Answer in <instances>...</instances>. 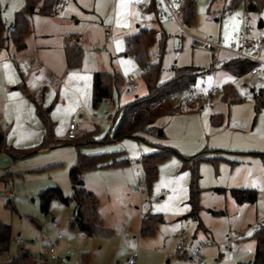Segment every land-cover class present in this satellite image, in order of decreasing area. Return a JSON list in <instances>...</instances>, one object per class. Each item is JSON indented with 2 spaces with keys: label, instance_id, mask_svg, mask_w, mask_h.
<instances>
[{
  "label": "rangeland",
  "instance_id": "1",
  "mask_svg": "<svg viewBox=\"0 0 264 264\" xmlns=\"http://www.w3.org/2000/svg\"><path fill=\"white\" fill-rule=\"evenodd\" d=\"M228 3L229 0L221 4L213 2V0H195V20L190 25L185 24L186 29L193 36L210 38L214 41H220L226 46H232L234 34L240 30L242 21L239 14L229 11L231 8L228 10ZM24 4L25 0H0V17L6 25L13 22L16 11L20 10ZM223 4H228L225 7L227 11L223 18L216 21L220 13L219 8ZM75 6L77 5L74 2H70L67 7L68 10L66 9L67 12L65 10L54 16L32 14L30 22L33 31L27 37L29 48L22 57L17 56L12 43L0 49V89L3 90L9 85L12 90H17L26 95L31 102L29 104L19 102L14 107L9 108L8 112L3 103L2 105L0 103L2 111L0 125L4 130L5 123H9L10 132L15 126L14 136L8 137L9 143L14 148L24 149L40 145L43 138H39L37 135L39 132L36 131L38 129L31 122L37 113V100L34 98V92H31V89L43 85L46 99L51 91L55 92L53 100L49 104V107L52 103L57 105L54 112L55 137L63 140L68 129L66 128L67 120L77 113L81 106H85L88 112L83 115L82 126L86 128L96 126L86 123L89 118L88 113L91 111L94 121H99L98 130L92 133L93 140L97 142L83 143L80 146L76 145L75 142H60L48 145L49 148L46 150L37 151L24 157H15L12 153H5L0 150V177L6 173L9 174V177L0 180V220L11 224L12 237L24 238L27 241L25 246L34 252L39 249L40 245L55 244L62 254L70 255L69 264H128V259L135 251L138 252L136 264H198L196 260L190 259V257L178 255L177 244L180 239L178 236L180 231H183L190 241L205 242L211 240L215 244L205 249L204 256L207 264H229L230 255L222 256L219 254L218 249L221 253L225 250L224 248L221 250L219 246H226L224 243H228L229 238L235 241L236 236L242 231L247 232V234L252 232L253 227L258 223L264 224V172L262 177L251 182L247 181L244 185H237L257 188L260 193L257 203H246L240 206L229 193L230 186L235 185H230L228 188V185L222 184L226 183L227 180L224 174L225 167L220 164L221 162H219L221 167L209 161L202 162L200 166L202 190L199 220L187 215L190 210H184L189 206L188 199L178 204L170 201L168 199L170 198L169 194L165 192L169 188L164 185L161 186L159 192L154 193V182L151 188L147 186L142 167L139 169V173L132 174L128 186L121 184L119 180L117 181V176L120 175L119 172L122 168L99 167L83 172V178L88 189L93 190L99 200V216L103 225L110 228L111 231L108 234L90 236L76 228H71L69 222L75 207L72 201L67 204L58 198H53L49 211L44 212L42 210L39 197L42 190L59 187L64 195H71L72 185L69 170L76 161L78 152H83L82 147H106L105 149L109 150L98 153L124 151L125 154L128 150L123 146L122 149L120 146L123 140H129L133 144L134 148H129L131 152L134 149L138 151L140 146L150 143L148 137H146V141L131 138L116 140L111 138L109 141H104L107 135L112 136L114 129L109 132L110 125L102 119L114 118L119 104H124L134 98L135 93L127 94L124 92V85L119 92L113 89L111 98L101 101L98 106L94 107L91 104L90 95H86L80 103L77 94L71 89L66 96L59 95L56 98L57 90L56 87L52 86L53 79L51 76L45 78L42 75L29 74L26 66L35 68L37 63H49L56 72L62 71L65 66L62 34L78 33L82 36L84 47L82 64L79 67L83 74L92 73L95 69L109 71L116 69L121 72L124 82L129 75L134 74L138 77L139 83L136 94L146 92V84L142 77L144 67L137 62L132 53L126 55L127 46L124 36L126 33H132L130 31H135L136 26L132 25L125 30L110 28L112 34H109V31H106L103 26L100 27L92 23L90 18L93 13L81 11ZM260 17L264 18V4L260 11L256 10L252 13L254 34L259 31L257 22ZM162 22L168 38L165 52L161 58L162 69L159 78L161 82L174 75L175 66L191 65L199 69H207L211 66L213 53L209 48L194 42L188 34L179 29L174 21L164 18ZM150 29L155 30L159 36L160 26L155 25ZM36 46V49L39 50V61H32ZM178 50L181 55L176 59ZM221 57L226 61L231 55L223 53ZM149 60L150 62L159 60L158 42L149 48ZM219 70L216 76L207 72L198 78L195 86V90L199 94L197 101L187 102L188 94L186 91H182L177 96L175 103H181L184 110L197 108L205 101L206 92L214 85H218L220 89L217 94L213 95V105L217 109L221 106L227 114L228 105L221 101L223 86L234 82L239 90L246 95H252V87L258 88L260 84L264 86V80L260 79L261 81L255 82L251 78V74L237 78L229 72ZM80 84L82 87H86L89 80L87 83V79L82 78ZM207 105H211V101L205 106ZM251 106L253 105L251 104ZM7 114L12 116L14 120H7ZM116 118L119 120L120 114ZM165 135L167 136V132ZM37 139L39 140L34 142ZM142 155L136 157L138 161ZM228 166L232 168L231 165ZM138 177L142 183L140 188H136ZM215 187H224L226 191L217 192L214 190ZM6 189H10L14 195L9 202L6 200V196L1 195V191ZM142 212L158 213L163 217V221L157 225L155 233L151 236L140 235ZM202 225L210 231L205 230ZM58 233L63 235L59 241H57ZM237 242L238 240L233 244L237 248L241 244H244L245 248L252 246V242ZM16 249V246L11 244L8 252L0 254V261L14 254ZM249 250L252 251V248ZM250 255L253 260L254 254ZM85 260H88V263H85ZM31 264H34L32 260Z\"/></svg>",
  "mask_w": 264,
  "mask_h": 264
},
{
  "label": "trees",
  "instance_id": "2",
  "mask_svg": "<svg viewBox=\"0 0 264 264\" xmlns=\"http://www.w3.org/2000/svg\"><path fill=\"white\" fill-rule=\"evenodd\" d=\"M240 0H232L229 8L237 4ZM264 0H249V7L254 12L259 10ZM54 0H25L24 6L16 11L13 22L8 26L0 17V49L5 46V42L10 39L17 50L25 47V35L32 30L30 16L34 13L53 14ZM151 8L154 10L153 2ZM184 21L185 24H192L195 20V0L184 1ZM151 9V10H152ZM73 34L65 37L64 50L66 55V63L69 68H77L82 64L84 48L79 42H74ZM168 34L163 27L157 36V32L153 29L142 27L137 33L126 37L127 51L132 53L137 62L144 67L142 77L146 83L147 93L138 94L132 100L120 105L116 110V117L120 114V118L114 128L112 136H106L104 141L112 139L131 138L138 141H146V135L160 136L161 127L156 125L159 117L166 115H176L187 111H195L200 109L191 108L184 110L181 103H175L177 96L187 88H194L197 84L199 76L214 68L213 61L207 69H199L191 65L175 66L174 75L166 80L160 81L161 58L165 52ZM158 42L159 60L150 62L149 48L152 44ZM254 62L239 57H230L224 61L220 67L225 68L235 76H244L248 74L254 67ZM123 78L120 72L113 71H96L93 77V93L92 104L94 107L113 96V89L118 92L122 88ZM224 96L229 103L242 101L243 98L236 94L230 84L224 86ZM32 97V95H29ZM255 109L259 111L264 106V91L260 90L255 94ZM187 102L189 100L187 99ZM190 103V102H189ZM37 113L41 117L45 134L40 145L32 146L24 149L10 147L6 150L15 157H24L39 151L40 148L57 144L60 142H75L80 146L83 143H95L92 132H87L83 136L75 140H59L55 138V122L51 119L49 111L42 109L37 104ZM212 114V122L220 123ZM163 130V129H162ZM161 137H165L163 133ZM7 139L6 132L0 125V150L6 148ZM155 150L142 155L140 161L145 182L151 188L153 182L158 178L160 162L170 158L172 155H178L182 159V170H188L191 173V181L189 184V204L191 211L188 216L199 219L200 205V164L204 160L217 161L221 156L209 157L206 155L208 148H204L196 155L181 154L176 148L167 145L155 144ZM15 152V153H14ZM124 151H116L113 153H97L86 154L78 152L77 159L69 170V178L72 185V193L70 196L64 195L59 187H51L40 192L41 208L44 212H48L53 198H58L63 203L74 202L75 207L73 215L70 219V227L76 228L87 235L108 234L110 228L105 227L99 216V200L96 194L89 190L83 178V172L88 169L108 167L119 164L129 163V159L121 157ZM260 155L264 163V152L257 153ZM236 162V160H233ZM9 177V174L0 177V180ZM216 191L225 192L226 188L216 187ZM229 192L239 204L246 202L255 203L258 198V192L254 188L231 187ZM163 221V217L158 213L147 212L141 219L140 235L151 236L155 233L157 225ZM257 241L254 259L249 262H239L238 264H264V224L261 225L253 234ZM12 226L0 220V253L9 250L12 240ZM30 249L28 247H19L9 260L0 262V264H31ZM88 263V260H85Z\"/></svg>",
  "mask_w": 264,
  "mask_h": 264
},
{
  "label": "crops",
  "instance_id": "3",
  "mask_svg": "<svg viewBox=\"0 0 264 264\" xmlns=\"http://www.w3.org/2000/svg\"><path fill=\"white\" fill-rule=\"evenodd\" d=\"M151 1L152 0H92V1L91 0H70V2H74L75 5H77V6H75L76 9H79V10L85 11V12L93 13L92 17L90 18L91 21H93L92 23L95 25H99L100 27L103 26L106 31H109V34H112L111 33L112 31H110L111 30L110 28H113V29L118 28L120 30H125L126 28H129L132 25L136 26L135 31H130L132 33H126L125 34V36H124L125 37V43H126V37L128 35L137 33L142 27L150 28V27H154L155 25L163 27V22H162L163 19H159L156 16L155 11L151 8V4H150ZM217 1L218 0H213V2L220 3V4L227 2V0H223L221 2H219V1L217 2ZM231 2H232V0H229V3H228L229 5L223 4V6L219 8L220 13H219V16L216 18V21H218L219 19L224 17L225 12L227 11L225 7H226V5H228V7H229ZM140 3H149L146 20L141 19L139 16L140 15V9H139ZM263 4H264V2H263ZM229 9L230 8H228V10ZM261 9H262V6L259 9V11ZM67 10H68V8H67ZM67 10H66V12H67ZM38 14H40V13H38ZM137 14H138V16H137ZM42 15H46V14H42ZM54 15L55 14H50V15H46V16H54ZM169 21H173V20H169ZM32 31H33V26H32V30L28 34H26L24 37L25 47L23 49L17 50L14 46V48L16 49L17 56L22 57L23 54L25 53V51L29 48V44H27V37L29 34H32ZM259 33H260V31H258L255 34L258 35ZM70 34H73L75 36V38L73 40L74 42H79L83 46L82 39H81L82 36L80 34H78V33H70ZM70 34H67V35H70ZM67 35L62 34V38H63L62 49L64 51V58H65V60H64L65 66H64V69L62 71L56 72L54 69H52L50 67L49 63H37V66H35V68H32L31 66H26V68L29 70V74H31V75H35V76H38V75L41 76L42 75L45 78H47L46 76H51V78L53 79L52 86L56 87V90H57V92H56L57 97L56 98H58L59 95H62V97H63V95L66 96L69 89H71L72 92H75L77 94V97L80 99V103L84 100V97L86 95H88V96L90 95V100H91V104H92L94 72H96V71H109V70L95 69L92 73L83 74V72L80 71L79 67L69 68L67 66V63H66V55H65V50H64L65 37ZM10 43H12V42L10 41V39H8L5 46H8ZM126 46H127V44H126ZM36 48H37V46L34 48V58L32 59V61H34V60L39 61V56H38L39 50ZM126 55H128V51H127ZM232 56L233 55H231V57ZM98 68H101V67H98ZM219 69L226 71V72H229L223 67H216V68L211 69L208 72L213 74V76H216V74H218V71H220ZM113 70H116V69H113ZM113 70H110V71H113ZM116 71H118V70H116ZM118 72H120V71H118ZM230 74L232 75V73H230ZM248 74H251V72H249ZM236 77L241 78L242 76H240V77L236 76ZM25 78H27V76H25ZM45 78H43V79H45ZM82 78L87 79V83L89 80V84H87L86 87H82L80 84V80H82ZM91 78H92V80H91ZM251 78L255 82H257L258 80L261 81L260 79L264 80V76H261V75H252ZM91 81H92V84H91ZM59 85H60V87H58ZM123 85H124V79H123ZM230 85L233 87L236 94L241 96L243 98V100L239 101V102L229 103L224 96V90H223L221 92L222 93L221 94V101L224 103H227V105H228V113L227 114H225L226 111L224 109H222L221 106L217 109L213 105V95L217 94L218 92L213 94V95H206L205 94L206 95V96L204 95L205 101L202 102L199 106L201 110L197 109V110L191 111V112L184 111V112L178 113L176 115H166V116L159 117L157 119L156 125L163 128V133L166 134V132H167V136L165 135V137H161V136H154V135L148 134V135H146V137H148L150 143L147 145H144V146H140L139 147L140 149L138 151H137V149H134V151H132V152L129 151V148H134L132 146L133 144L131 142H129V140H123L121 142L120 146H121V148H122V146H123V148L125 147L128 151L125 154L123 153L121 155V157L128 158L129 163L119 164V165H114V166H108V167H112V168L113 167L114 168H122L119 172L120 175L117 176V181L119 180V182H121V184H123V185L127 184V186H128L129 180H130V178H132V174L135 175V174L139 173V169H141L140 161H138V159L136 157L138 155H141V154L144 155L146 153L154 151L155 150V147H154L155 144H161V145H167V146L172 145V147L177 148V150H179V152L183 153L184 155H192V154H195V153L202 151L204 148H208V152L206 153L207 156H209V157L221 156L222 158L218 159L217 161L204 160L202 162H205V161L208 162L209 161V162H212L213 164H215L216 166H219V167H221L219 165V162H221L220 164L225 167L224 168V172H225L224 174H225V178L227 180L226 183H222V184L228 185L227 186L228 188L230 185H235V186H230V188L231 187H245V186H237V185H244L247 181L251 182V181H253L259 177H262L263 172H264V170H263L264 169L263 168L264 163H263L260 155L257 153L264 152V106L259 111H256L254 96L260 90L264 91V86H262L260 84L258 88L252 87L251 88L252 95H246V94L242 93L241 90H239L237 84H234V82H232V84H230ZM38 89L42 90V96L40 98L41 103L39 104L37 101V104L41 105L42 109L48 110L51 119L54 121V118H55L54 112L56 110L57 105L52 103L51 106L49 107V104L52 102L53 95L55 92L51 91L49 93V96L46 99L45 87H43V85H39L36 88H32L31 92L35 93ZM146 89H147V87H146ZM222 89H224V86ZM146 93H147V90L143 94H146ZM136 95H138V94L135 93L134 97ZM34 98L36 99L35 95H34ZM209 101H211V105L205 106L206 104L209 103ZM19 102L28 103V104L31 103L28 100V98L26 97V95L22 94L21 92L19 93V91H17V90L16 91L12 90L9 85H7V87H5L3 90L0 89V103H1V105L3 103V106H4V108H6L7 112L9 111V108L14 107V105H16ZM251 104L253 106H251ZM120 105H122V104H119V106ZM81 107L85 108L84 114H86V112H88L87 108L85 106H81ZM36 112H37V109H36ZM91 113L92 112L89 111V113H88L89 118L86 120L87 121L86 123H90L93 125L95 124L96 126H92L91 128H86V127L82 126V124H83V122H82L81 128L83 130V135L87 132L94 133L98 130V126H99L98 122L99 121H94ZM37 114L38 113L35 114L36 116H33V119L31 122H32V124H35L36 129H38L36 131L39 132V133H37L39 138H41V137L44 138L43 137V134L45 132V130L43 128L44 124H43L41 117ZM212 114H217V116L214 118L216 120H218L220 123H213L212 122V119H211ZM8 115L9 114H7V116ZM5 117H6V114H5ZM71 117L66 122L67 123L66 128H68V126H69ZM7 118H8L7 120H10V121L14 120V118L12 116L11 117L8 116ZM102 120L104 122H107L110 125L109 132L113 131V129L115 128L117 121H118L117 119H115V116H114V118L107 117V118H103ZM3 127H4V131L6 132L7 145H6V148L1 150V151L8 153V151L6 149L10 148V147H14L13 145H11L9 143L8 137L11 138L12 136H14L15 126L13 127L11 132H10L11 127H10L9 123H5V126H3ZM65 135H66V133L63 136V140H66ZM224 137H226V138L223 139ZM38 140L39 139H37L34 142H37ZM48 148H49V146L46 145V146L40 148L39 151L46 150ZM105 148L106 147H100V148L99 147L98 148L91 147V148H89V146H85V147H82L81 150L86 154H97L98 152L109 150V149H105ZM233 160H236V162H233ZM228 165H231L232 168H229L230 166H228ZM200 166H201V164H200ZM100 168H102V167H100ZM158 168H159V175H158V178L154 181L153 192L154 193L159 192L161 186L164 185V186L169 188V190H166L165 192L167 194H169L170 198H168V199L170 201L176 202V204H178L181 201H186L187 199L189 200V184L191 181V173L188 170L183 171L181 169L182 168V159L178 155L177 156L172 155L167 160L160 162L158 165ZM138 179H139V177L136 179V188H139V187H137V180ZM85 185H86V182H85ZM86 187H87V185H86ZM215 188H214V190H215ZM222 188H224V187H222ZM245 188H254V187H245ZM254 189L257 190L258 198H259L260 193H259L258 189L257 188H254ZM230 195H231V193H230ZM163 198H164V196H163ZM232 198H233V196H232ZM258 198H257V201H258ZM257 201L255 203H257ZM236 203H237V201H236ZM246 203H250V202H246ZM246 203H243V204L238 203V205L241 206V205H244ZM255 203H252V204H255ZM188 204H189V202H188ZM184 210L185 211H189V210L191 211V205L189 204V206L186 207ZM143 212L141 213V219L146 214ZM189 212L187 214H189ZM196 220H199V219H196ZM261 224L262 223H258L257 225H255L253 227V231L248 233V234H247V232L242 231L240 234H238L236 236L235 241H237V240H238V242L244 241L243 243L252 242L251 247L245 248V245L241 244L237 248V246L233 245L235 241L232 240V242L230 243V245L232 246L231 250L226 249V246H219V248L221 250L223 248L225 250H223V253H221L220 250L218 249V251H219L218 253L221 254L222 256L229 254L230 255L229 260H228L229 264H238L239 262L251 261L252 259H251L250 254H254V256H255L256 246H257V241L253 237V234L261 226ZM140 225H141V222H140ZM200 226H201V224H200ZM249 226H251V225H249ZM203 227L205 228V226H203ZM205 230H207V229L205 228ZM207 231H210V230H207ZM211 235H212V233H211ZM57 241H59V240H57ZM224 244L227 245L226 242ZM214 245L215 244L213 243L211 246H214ZM251 248H252V251L249 250ZM6 252H8V250L5 252H1L0 254H4ZM250 252H252V253H250ZM12 255L8 256L7 259L1 260L0 262H4V261L9 260Z\"/></svg>",
  "mask_w": 264,
  "mask_h": 264
},
{
  "label": "built area",
  "instance_id": "4",
  "mask_svg": "<svg viewBox=\"0 0 264 264\" xmlns=\"http://www.w3.org/2000/svg\"><path fill=\"white\" fill-rule=\"evenodd\" d=\"M184 1L185 0H152L154 5V11L159 19L167 18L173 20L183 33L188 34L194 42L209 48L213 53V66L214 68L220 67L224 60L221 55L227 53L245 60L254 62V67L251 69L252 75L264 76V18H259L257 22V28L260 33L258 35L253 33V11L249 7V0H240L238 4L231 6V12L239 14L241 16L242 25L240 30L234 34L232 46H226L220 41H214L210 38L196 37L190 34L186 29L184 21ZM70 0H54L52 11L53 14H59L64 12L69 4ZM149 3H140V18L143 20L147 19V10ZM260 19H263V25L260 27ZM181 55L178 50L176 52V59ZM139 88L138 77L131 74L127 77L124 82V92L127 94L136 93ZM219 86L214 85L206 95H213L219 91ZM186 93L188 94V100L193 103L199 99V94L194 88H187ZM36 100L40 104V98L42 96V90L38 89L34 93ZM85 108L81 107L77 113H75L70 120L65 138L67 140H75L82 136L83 130L81 123L83 121V115ZM2 111L0 109V117ZM141 180H137V187H141ZM1 195L6 196V200L9 202L14 196L10 189L2 190ZM180 237L177 244V253L181 257H190L195 259L198 264H206L204 256L205 249L210 247L213 242L207 240L205 242H193L188 239V236L180 231L178 233ZM63 237L61 233L57 234V240ZM232 239L229 238V242L226 245V249L231 250L232 246L230 243ZM27 241L22 237L12 238L11 244H14L16 248L26 247ZM31 260L34 264H69L70 255L62 254L55 244L49 246L40 245L39 249L34 252H30ZM138 252L135 251L132 256L128 259V264L137 263Z\"/></svg>",
  "mask_w": 264,
  "mask_h": 264
},
{
  "label": "water",
  "instance_id": "5",
  "mask_svg": "<svg viewBox=\"0 0 264 264\" xmlns=\"http://www.w3.org/2000/svg\"><path fill=\"white\" fill-rule=\"evenodd\" d=\"M263 25V19H260V27ZM163 134V130L161 129L159 131V135L161 136Z\"/></svg>",
  "mask_w": 264,
  "mask_h": 264
}]
</instances>
